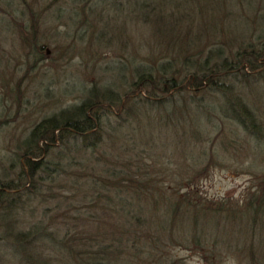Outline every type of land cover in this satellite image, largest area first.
<instances>
[{
	"label": "trees",
	"instance_id": "trees-1",
	"mask_svg": "<svg viewBox=\"0 0 264 264\" xmlns=\"http://www.w3.org/2000/svg\"><path fill=\"white\" fill-rule=\"evenodd\" d=\"M79 2L69 19L82 16L86 48L117 47L124 18L136 46L105 69L115 71L106 83L83 85L77 104L40 118L0 157V264H184L175 250L264 264V173L241 200L212 201L198 188L209 165L177 179L164 163L168 147L192 158L214 120L264 146V114L248 102L264 89V0ZM25 8L28 26L11 18L15 37L25 58H45L39 14ZM40 59L10 90L14 116Z\"/></svg>",
	"mask_w": 264,
	"mask_h": 264
},
{
	"label": "rangeland",
	"instance_id": "rangeland-1",
	"mask_svg": "<svg viewBox=\"0 0 264 264\" xmlns=\"http://www.w3.org/2000/svg\"><path fill=\"white\" fill-rule=\"evenodd\" d=\"M28 3L31 6L30 11L39 14L37 35L40 40L37 46L47 51L46 57L42 59L39 52H36L34 58L32 54L25 58L23 52H26V46L19 44L14 34L11 18L19 21L24 16L22 23H27L28 26L25 8ZM75 8H80L79 0H0V122L2 123L0 157L12 151L23 135L40 118L77 104L83 85L106 83L111 75H115V71L105 69L119 63V59L120 61L127 59L135 48V41L132 47L131 39L128 38L130 29L132 30L128 18L122 19V25L127 32L124 34L122 31L121 34L124 36L121 35L119 42L115 43L118 48L114 44L111 46L109 44V47L103 46L105 48L94 45L90 49L86 48V44L77 39L86 28L81 27L76 30V25L82 16L74 19L73 23L69 19L71 10ZM4 11L9 16L3 14ZM103 14L108 15L107 33L112 36L111 25L115 14L108 9H105ZM86 16L87 24L95 19L94 16ZM105 16L104 22H106ZM84 38L82 40H85ZM121 43H125V46H121ZM93 52H97V55ZM37 58L40 62L30 70L28 79L21 83L20 110L17 116H14L16 105L13 104L10 90L24 74L27 62L28 65H32ZM260 91L259 98L248 102L249 105L257 106L259 114L263 116L264 89ZM214 123L216 126L208 134L209 138L191 149L192 158H183L180 153L181 146L178 145L179 150L174 147L167 148L172 154H166L164 163L168 164L167 167L173 175L177 174L175 177L177 179L178 175L190 176L203 166L209 165L206 172L203 171L201 174L203 178L198 181L201 195L212 201L222 198L239 201L251 187L252 178L264 173V146L251 140L246 143L240 137L245 135H233L225 124L221 125L217 120H214ZM168 132L171 134V131ZM211 155L212 160L207 162ZM52 191L58 194L63 192V189L53 188ZM38 206L51 207L45 203H39ZM173 255L183 260L184 264H204L200 257L190 252L175 250ZM224 259L225 264H238L234 257H224Z\"/></svg>",
	"mask_w": 264,
	"mask_h": 264
}]
</instances>
